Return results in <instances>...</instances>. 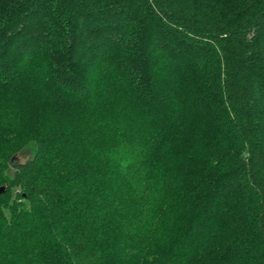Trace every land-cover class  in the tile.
Segmentation results:
<instances>
[{"label": "trees", "instance_id": "obj_1", "mask_svg": "<svg viewBox=\"0 0 264 264\" xmlns=\"http://www.w3.org/2000/svg\"><path fill=\"white\" fill-rule=\"evenodd\" d=\"M0 264H264V0H0Z\"/></svg>", "mask_w": 264, "mask_h": 264}, {"label": "rangeland", "instance_id": "obj_2", "mask_svg": "<svg viewBox=\"0 0 264 264\" xmlns=\"http://www.w3.org/2000/svg\"><path fill=\"white\" fill-rule=\"evenodd\" d=\"M25 161H26V158H24L23 156H18L16 159V162H19V163H24Z\"/></svg>", "mask_w": 264, "mask_h": 264}]
</instances>
